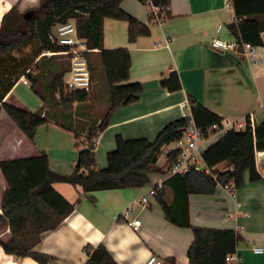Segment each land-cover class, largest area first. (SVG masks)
Instances as JSON below:
<instances>
[{
	"label": "crops",
	"instance_id": "crops-1",
	"mask_svg": "<svg viewBox=\"0 0 264 264\" xmlns=\"http://www.w3.org/2000/svg\"><path fill=\"white\" fill-rule=\"evenodd\" d=\"M40 2L0 0V27L3 17L13 7L19 6V10L25 12ZM230 4L231 0H171L169 17L157 24L150 21L144 4L124 0L122 9L150 29L149 36L139 37L133 43L129 42L126 22L105 20L104 49L130 51V82L141 83L144 92L138 103L120 106L112 115L109 127L99 135L95 152L98 170L107 168V155L116 149L117 136L153 142L167 125L186 119L184 114L189 111L183 105L189 104V97L223 117V122L226 119L235 124L237 131L249 127L250 115L254 116L256 128L264 123V45L254 48V58L260 62L256 66L245 57L212 46L216 39L235 41L228 30L235 21ZM172 72L180 76L183 87L180 92L169 93L160 86V82ZM21 79L0 105V125L4 122L0 128V161L32 158L45 152L53 172L71 175L77 168L79 152L77 160L75 155L80 147L76 146L75 140V148L71 147L68 155L61 156L40 144L38 134L43 126L53 130L65 129L58 126L54 118L47 117V105L32 89L29 79L26 77L28 85H24ZM95 83L93 78L92 91ZM21 85L31 89L40 99L39 111L30 110L33 107L28 104L35 103L32 95V100L26 102L28 106L15 96ZM8 105L12 108L9 109ZM229 116L235 121H230ZM65 131L74 136L73 132ZM214 136L202 144V153L223 134ZM255 158L261 179L252 182L250 174L245 173L236 199L221 187L212 196L192 195L189 198L193 226L234 230L242 236L234 264H264V253L253 252L256 248L264 250V151L256 152ZM167 162L162 166L158 163L150 174V186L142 189L84 194L81 187L56 184L55 189L74 205L75 210L58 229L43 234L33 252L52 258L49 264H85L88 260L85 249L103 245L117 264H146L152 256L163 260L164 264H168L169 259H174L175 264H190L188 251L194 241L192 231L170 224L155 198L150 199L149 209L136 207L133 213V218L142 221L139 231L122 220H115L149 187L169 178L165 171ZM224 168L219 167L220 170ZM6 190L7 183L0 170V216ZM166 201L171 204L173 196L169 195ZM237 203L241 204L240 208ZM10 237L8 224H3L0 240L7 241ZM0 264L39 263L31 257L17 259L10 256L0 245Z\"/></svg>",
	"mask_w": 264,
	"mask_h": 264
},
{
	"label": "trees",
	"instance_id": "trees-1",
	"mask_svg": "<svg viewBox=\"0 0 264 264\" xmlns=\"http://www.w3.org/2000/svg\"><path fill=\"white\" fill-rule=\"evenodd\" d=\"M137 1L146 7L151 2L160 8L164 21L170 15L171 0ZM123 2L41 0L40 6L34 10L21 12L19 6H15L3 17L0 27V105L23 76L29 79L32 89L45 105L73 107L90 101L92 92L76 91L64 96L68 61L67 67L62 70L50 62L59 56H42L45 52H65L66 48L52 43L51 35L56 27L69 22H75L79 37L85 40L89 49L98 50V53L87 54L86 57L92 78L94 56L99 57L109 98V106L103 118L81 134L73 126L60 121L59 115H54L58 126L74 133L77 147H80L78 139L86 136V142L79 151L80 168H76L71 175L53 172L45 152L32 158L0 161V170L7 183L2 200L0 227L8 224L11 234L9 241L0 240V245L10 256L17 259L31 257L39 264L53 261L33 250L43 234L58 229L75 210L74 205L55 189L56 184L81 187L84 194L148 187L151 184L150 174L155 171L163 150L176 143L188 125L186 119L171 123L153 142L144 138L127 140L119 135L115 139L116 149L107 155V168L98 170L95 153L97 145L94 141L109 127L112 115L120 106L138 103L144 92L141 83L130 82V51L104 49V23L107 19L126 22L131 43L139 37L150 35L148 26L122 9ZM231 7L235 15V21L228 26L231 35L240 45L262 47L264 0H231ZM26 49H30V53L24 54ZM45 62L50 63L48 68L44 67ZM46 76H50L49 80L39 85ZM38 86L42 87L38 89ZM160 86L169 93L183 89L177 72H172L167 79L162 80ZM188 99L193 119L203 132L223 124V117L193 97ZM81 116L85 115L82 113ZM263 151L264 123L257 126L255 134L251 127L241 131L230 130L203 152V159L213 175L192 173L188 176L169 177L164 182V190L154 197L170 224L192 231L194 241L188 251L190 264H227L226 258L237 253L238 245L243 240L234 230L193 226L190 219V196H212L219 187L232 182L240 188L247 172L252 182L259 181L261 178L256 170L255 155ZM167 158L173 160L175 155H167ZM221 166L225 167L224 170L219 169ZM169 195L173 196L171 204L166 201ZM85 252L88 256L85 264H117L103 245L87 247ZM167 263L175 264V261L169 259Z\"/></svg>",
	"mask_w": 264,
	"mask_h": 264
},
{
	"label": "built area",
	"instance_id": "built-area-1",
	"mask_svg": "<svg viewBox=\"0 0 264 264\" xmlns=\"http://www.w3.org/2000/svg\"><path fill=\"white\" fill-rule=\"evenodd\" d=\"M146 8L148 10L149 17L152 18V23L162 24L164 22V16L161 15L160 8L155 7L151 2ZM263 35L264 33L262 34V38ZM51 41L52 43L66 48L65 52H45L42 55L46 57L59 56L68 61V73L63 87V95L69 96L76 91H84L90 94L94 84L86 55L93 53L96 54L98 53V50H91L88 48L85 40H82L79 37L75 22L61 24L56 27L54 33L51 35ZM212 46L225 53L237 54L245 57L252 66H256L260 63L254 58L253 47L250 45H240L236 40L233 42H225L216 39L213 41ZM27 73H29V71H27ZM21 82L24 85L29 84L26 76L22 77ZM183 108L186 111H189L187 114H184L188 125L182 131L179 140L169 146L170 148L167 155H175V159L170 160L167 158L168 167L166 169V175L168 177L175 175L188 176L192 173L213 175L212 170L207 166L203 159L201 143H204L207 139H209L208 137H212L216 134L225 135L230 130H237L236 125L230 123L229 121H225L221 126L216 125L205 133L197 127L192 113H190V105L184 104ZM248 120L249 127H251L253 134H255L256 127L254 116L250 115ZM94 142L98 146L99 140L97 139ZM166 180L167 178L161 179L156 185L149 187L146 193L142 195L137 202L130 204L120 216L115 217V220H122L135 231H139L142 227V221L133 218V213L136 207L149 209L151 207L150 199L154 198L158 193L164 190V182ZM221 188L224 189L232 199H236L238 187L233 182L228 185L221 186ZM237 207L240 208L241 204L237 203ZM253 252L260 255L264 253V250L262 248H256ZM235 261L236 254L229 255L226 258L227 264H234ZM146 264H164V261L152 256Z\"/></svg>",
	"mask_w": 264,
	"mask_h": 264
},
{
	"label": "rangeland",
	"instance_id": "rangeland-1",
	"mask_svg": "<svg viewBox=\"0 0 264 264\" xmlns=\"http://www.w3.org/2000/svg\"><path fill=\"white\" fill-rule=\"evenodd\" d=\"M40 3L36 4L35 5L36 7L32 6L33 8L29 7L25 9V12L38 8L39 7L38 5H40ZM23 53L24 54L30 53V49H26ZM17 57L19 58L20 56L17 55ZM19 59H21V57ZM50 62L56 66L58 65V67H61L62 70L65 69V67H67L66 60L64 58L56 57L55 59L50 60ZM49 64H50L49 62H45L44 67L48 68ZM49 78L50 76L44 77L41 84L39 85H43V83L47 82ZM94 79L96 82L95 87L93 88V91L90 94V101L87 104L74 105L73 107H63V106L61 107L53 104H47L46 106L48 110L47 117L54 118V115H59L60 121L67 123L70 126H73V128L77 130L79 134L83 132H87L91 125H94V123L99 122L103 118L109 106L106 80L102 75V70L99 64L98 56H94ZM39 87L41 88L42 86H38L37 88L39 89ZM31 91L32 90L29 89L28 87L21 85L19 88H17L15 96H17L25 106L28 105L29 107L32 106L33 108L30 109L31 111L34 112L39 111V106L41 104L40 99L37 96H35ZM30 95L34 97L35 103H30L27 105L26 102L32 100V96L30 97ZM7 107L10 109L12 108V105H8ZM82 113H85L86 116L82 117L81 116ZM233 118L234 117H230V116L228 117L230 121L231 120L235 121V119ZM225 121L227 120L225 119ZM1 125L2 126L4 125L3 121ZM39 135H41L40 138ZM212 138H215V136L214 137L212 136ZM38 140H41L40 144L42 146L50 148V150L53 151L54 154H60L61 156L68 155L71 147H73V149L75 148L74 136L62 129L53 130V129H49L47 126H43L40 130V133L38 134ZM85 142H86V136H81L80 139H78V143L80 145L79 150H81L82 144ZM169 148L170 147L168 146L166 149L163 150L159 160V165L162 166L164 162L167 160L166 158ZM79 150L75 155L76 160L78 157ZM8 241L9 240L3 242H8Z\"/></svg>",
	"mask_w": 264,
	"mask_h": 264
},
{
	"label": "water",
	"instance_id": "water-1",
	"mask_svg": "<svg viewBox=\"0 0 264 264\" xmlns=\"http://www.w3.org/2000/svg\"><path fill=\"white\" fill-rule=\"evenodd\" d=\"M219 53H222V52H219ZM80 168V160H79V158H78V163H77V168Z\"/></svg>",
	"mask_w": 264,
	"mask_h": 264
}]
</instances>
